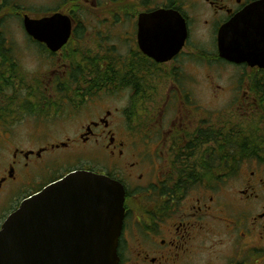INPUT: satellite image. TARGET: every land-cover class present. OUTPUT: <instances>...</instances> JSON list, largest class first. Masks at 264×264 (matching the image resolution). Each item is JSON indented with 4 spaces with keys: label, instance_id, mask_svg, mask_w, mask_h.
<instances>
[{
    "label": "flooded vegetation",
    "instance_id": "af4514ba",
    "mask_svg": "<svg viewBox=\"0 0 264 264\" xmlns=\"http://www.w3.org/2000/svg\"><path fill=\"white\" fill-rule=\"evenodd\" d=\"M11 2L21 25L62 15L70 33L55 51L25 37L46 64L28 73L0 31V65L3 56L16 65L0 68L15 77L0 85V157L9 152L0 229L24 200L82 170L124 189L117 264H264V67L228 62L218 48L220 30L264 0H45L31 11ZM247 139L262 143L246 149ZM54 149L91 163L55 175L64 161H53Z\"/></svg>",
    "mask_w": 264,
    "mask_h": 264
},
{
    "label": "water",
    "instance_id": "95a60500",
    "mask_svg": "<svg viewBox=\"0 0 264 264\" xmlns=\"http://www.w3.org/2000/svg\"><path fill=\"white\" fill-rule=\"evenodd\" d=\"M174 45L179 48L185 27ZM26 33L55 51L70 33L67 17L33 20ZM161 40L171 45L166 25ZM219 55L232 63L264 67V2L251 5L220 30ZM164 62L159 51L149 53ZM124 219V189L108 177L74 171L24 200L0 230V264H117V243Z\"/></svg>",
    "mask_w": 264,
    "mask_h": 264
},
{
    "label": "rangeland",
    "instance_id": "374dc122",
    "mask_svg": "<svg viewBox=\"0 0 264 264\" xmlns=\"http://www.w3.org/2000/svg\"><path fill=\"white\" fill-rule=\"evenodd\" d=\"M22 3H24L26 8H28L31 11L34 8H39V6L44 5L45 0H22ZM7 16L10 19L5 24L4 30L7 32L11 41L14 42L15 51L17 53H19L17 61L22 65V68L26 69V71L28 73H31L32 70H37V69L44 70L45 68L41 67V65H44L46 67V64L44 63L43 60L41 61L37 58H34V50L30 47L29 44L26 43L25 37H27V35L25 34L23 27L21 25L22 19L20 18V15H17L15 13H7ZM206 68H207L206 65H204L203 63L200 64L201 70H204ZM217 68H225V67H220V66L218 67L217 66ZM205 86H206L205 82L202 81L200 86H199L200 90L198 92V100L200 102H203V103H205L208 100V94L206 93ZM203 87L205 89V93H201ZM126 104L127 103H124V102L115 103V105L119 106V107H123ZM206 107H207V105H206ZM24 138H25V136H23V137L20 136V140L22 139L19 142L20 146H27L28 145L29 140L24 139ZM17 139H18V135L16 134V137L13 139L15 144L17 143ZM22 148H27V147H22ZM49 153L53 155V157H54L53 161H55V160L64 161L63 164H61V165H58L59 162L55 161L56 165H54V167H53L55 175L65 174L74 165L83 166L85 164L91 163L90 157H85V155L80 154V155L76 156L77 157L76 159H73L72 157L70 158V156H68V154H65V152L62 149H54V150H51ZM8 156H9V152L4 151L2 156L0 157V164L5 163ZM74 161H75L74 165L73 164L70 165Z\"/></svg>",
    "mask_w": 264,
    "mask_h": 264
},
{
    "label": "trees",
    "instance_id": "16d2710c",
    "mask_svg": "<svg viewBox=\"0 0 264 264\" xmlns=\"http://www.w3.org/2000/svg\"><path fill=\"white\" fill-rule=\"evenodd\" d=\"M20 6L18 5H15L13 2H11V0H5L3 2V4L0 6V31H1V35L2 37H8V34L7 32L4 30V27H5V24L8 22V16H7V13H19L20 10H19ZM4 58H2L4 61H2L3 64L0 65V68L1 67H4L6 69H14L16 65H13V62L14 60H10V57H5L3 56ZM79 60L77 59H73L72 58V63L73 65H77L79 66ZM103 62V61H102ZM98 64H100V62H98ZM98 64L96 63V68H99ZM123 70H126V66L124 67ZM122 71L120 72H116V77L119 78V80L121 79V82H119V85H127V77H125L124 74H121ZM14 79L15 77H11V76H5L4 77H0V85H4L5 83V87H9L10 85H12L14 83ZM138 113L140 115L141 112L138 110ZM202 141V139H201ZM231 143V142H230ZM244 145L246 146V149H251V148H256L258 143H262V142H259V141H256V140H245L244 142ZM233 144H236V143H232ZM264 147V145H262Z\"/></svg>",
    "mask_w": 264,
    "mask_h": 264
}]
</instances>
